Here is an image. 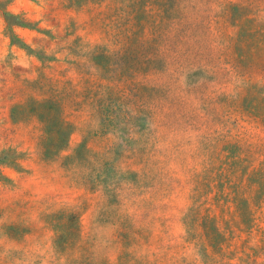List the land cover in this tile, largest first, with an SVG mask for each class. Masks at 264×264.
<instances>
[{
    "label": "rangeland",
    "instance_id": "obj_1",
    "mask_svg": "<svg viewBox=\"0 0 264 264\" xmlns=\"http://www.w3.org/2000/svg\"><path fill=\"white\" fill-rule=\"evenodd\" d=\"M0 264H264V0H0Z\"/></svg>",
    "mask_w": 264,
    "mask_h": 264
},
{
    "label": "crops",
    "instance_id": "obj_2",
    "mask_svg": "<svg viewBox=\"0 0 264 264\" xmlns=\"http://www.w3.org/2000/svg\"><path fill=\"white\" fill-rule=\"evenodd\" d=\"M11 80L14 82L15 85L20 84V78L15 73L11 75Z\"/></svg>",
    "mask_w": 264,
    "mask_h": 264
}]
</instances>
